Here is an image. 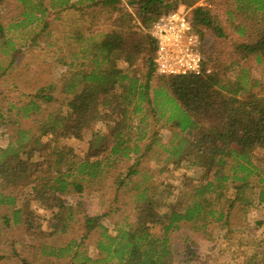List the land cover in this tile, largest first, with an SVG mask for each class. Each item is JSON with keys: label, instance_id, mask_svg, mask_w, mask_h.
Listing matches in <instances>:
<instances>
[{"label": "trees", "instance_id": "1", "mask_svg": "<svg viewBox=\"0 0 264 264\" xmlns=\"http://www.w3.org/2000/svg\"><path fill=\"white\" fill-rule=\"evenodd\" d=\"M17 1L23 9V18L9 23L6 30V25L0 22V38L5 37V31L19 26L28 27L34 21L46 25L48 10L100 5L116 17L112 24L114 28L101 34L100 38L87 40L82 37L85 41L82 58L86 61L82 62L81 70L72 71L62 78L68 109L50 112L30 128L20 125L13 131L14 138L8 146L0 148V206L16 204V192L23 180L34 184V192L44 195L48 191L56 194L72 189L81 192L85 184L100 189L107 180L108 169L129 160L132 163L124 174L127 177L140 174L141 170L135 167L141 162L137 157L138 141L144 136L135 137L138 132L134 129L136 127L138 131L140 126H134V116L143 111L145 101L154 104V115L166 116L168 121L174 122L170 126L169 144L163 147L165 163L195 167L202 173L200 178L189 177L179 189L180 196L170 203L166 199L173 190L158 192L155 184H147L151 176L142 174V180L135 185L138 191L135 203L139 204L135 206L134 222L121 226L113 234L102 222L101 215H85V235L99 232L96 245L99 254L94 258L85 250H76L64 264H171L169 233L178 228L181 221H204L205 226L209 222L225 224L237 205L247 211L264 203V95L250 91L257 82L248 81V71L244 67L240 81L236 83L221 77L228 66L218 69L217 64L210 65L211 59L206 60L204 34L197 27H210L217 36H225L209 8L195 6L199 0H128L134 12L125 7L122 0H50L49 5L45 0ZM180 2L193 7L192 17L189 11L188 17L202 41L203 71L200 75L159 74L160 83L153 87L152 80L157 72L154 62L156 41L150 28L160 15L177 9ZM245 2L249 7L264 12V0ZM37 36L38 33L31 39L36 40ZM1 47H4L0 48L4 53L14 49L12 39L6 38ZM237 49L242 60L253 55L261 62L264 58V23L257 39L243 42ZM118 62L125 66H119ZM136 64L145 67L144 73L139 68L138 73L133 70ZM243 93L248 96L240 97ZM40 100L52 102L55 96L46 88H40L19 107L21 112L18 115L27 118L31 113L37 114L41 109ZM147 118L149 114H143L140 122L145 123ZM95 122H103L104 129L93 132L92 149L85 158L68 160L54 144L50 153L56 157L54 162L51 158L47 160L48 156L45 158L56 171L40 182L38 175L33 177L42 163H36L34 168V164L23 155L32 157L40 146L39 151H44L49 142L43 143V137L52 134L57 138H83L85 131ZM37 130L39 132L35 135ZM195 130L196 135L192 137ZM32 144L38 147L30 151ZM102 153L106 155L99 157ZM122 173L116 178L119 187H123L127 179L122 177ZM164 207L167 210L162 212ZM21 210L14 209L15 222ZM5 221L8 224L10 219ZM68 225L63 230H67ZM160 226L163 230L161 236L154 232ZM80 244L74 240L66 246L43 245L41 249L45 255L64 258L68 251ZM257 256L254 254L249 264H258L254 259Z\"/></svg>", "mask_w": 264, "mask_h": 264}, {"label": "rangeland", "instance_id": "2", "mask_svg": "<svg viewBox=\"0 0 264 264\" xmlns=\"http://www.w3.org/2000/svg\"><path fill=\"white\" fill-rule=\"evenodd\" d=\"M122 1L125 7L134 12L128 0ZM245 1L247 0H199L195 6L209 8L217 24L224 30L225 36H217L210 27L198 26L197 29L204 34V50L206 60L211 59L210 65L217 64L218 69L228 66L225 73L221 74L222 78L237 83L244 67L248 71V81L257 82H253L255 85L251 86L250 91L264 95V58L258 62L253 55H249L242 60L237 49L241 43L257 39L264 23V12L249 7ZM45 2L49 5L50 0ZM178 5V8L183 7L189 11L192 17L193 7L182 2ZM241 6L242 9L239 8ZM22 10L17 0H0V22L6 25L5 30L9 28V23L18 22L23 18ZM115 17L100 5L83 8L79 5L62 10H48L46 25L34 21L28 27L19 26L5 31V37L0 38V48H4L1 43L6 38H11L14 49L10 48L6 53L0 50V148L8 146L20 125L30 128L37 121L46 118L48 113L68 109L62 78L72 71L81 70L82 62L86 61L82 58L85 44L82 37L87 40L91 37L100 38L101 34L114 28L115 25L112 24ZM36 33L37 39L32 40ZM118 65L125 66L120 62ZM137 68L142 69L144 73L145 67L141 64L133 67L136 73L139 71ZM154 76L153 87L160 83L157 78L159 73L156 72ZM43 87L55 96V100H40L41 109L37 114L31 113L27 118L18 115L21 112L19 107ZM241 96L246 97L248 94L243 93ZM163 99L166 97L163 96ZM166 101L171 103L170 100ZM143 107V111L134 116V126H140L138 131L136 127L134 129L138 132L135 137L144 136L138 141L140 149L137 157L141 162L135 167L139 168L141 173L131 177L124 174L127 172V166L132 163L129 160L125 164L111 166L107 172V180L100 189L85 184L81 192L72 189L56 194L48 191L44 195L34 192V184L23 180L16 192V204L0 206V264H64L72 258L70 255L76 250H85L86 254L95 258L99 254L96 248L99 232L85 235V215H101L104 225L115 234L121 226L134 222L135 206L139 204L135 203V194L138 192L135 185L142 180V174L151 176L147 184H155L158 192L173 190V194L168 195L166 199L168 203L180 196L179 189L183 188L189 177L200 178L202 173L195 167H176L172 162L165 163L162 158L165 154L163 147L169 144L172 134L170 126L174 122L168 121L166 116L154 115V104L145 101ZM143 114H149L145 123L140 122ZM180 115L182 116L181 113ZM102 129L103 122H95L85 131L83 138H57L52 134L43 137V143L49 142L44 151H39V148H42L40 146L32 157L23 155L34 164V168L36 163H42L40 170L33 177L38 175L40 182L46 177H51L56 171L47 161L51 158L54 162L56 158L50 156L54 144L58 150L63 151L68 160H80L91 152L93 132ZM38 132L37 130L34 134ZM196 132L197 130L193 131L191 136H195ZM33 147L37 148L38 145L32 144L28 150L31 151ZM103 155L106 153L99 157ZM45 156H48L47 160ZM121 173L122 177H127L123 187L118 186L119 181L116 179ZM15 208L22 209L17 222L13 218ZM166 208H161V211H166ZM6 218L10 219L8 224ZM66 224H69L67 230H63ZM154 232L159 236L163 234L161 226L156 227ZM74 240L81 242L80 246L68 251L64 258L45 255L41 249L43 245L66 246ZM168 244L171 264H249L254 254L258 255L254 258L258 264H264V203L250 207L247 211L237 205L231 211L229 222L225 224L209 222L205 226L204 221H181L179 227L169 233Z\"/></svg>", "mask_w": 264, "mask_h": 264}, {"label": "built area", "instance_id": "3", "mask_svg": "<svg viewBox=\"0 0 264 264\" xmlns=\"http://www.w3.org/2000/svg\"><path fill=\"white\" fill-rule=\"evenodd\" d=\"M150 33L156 41L154 62L157 73L166 76L202 73V41L185 8L179 7L160 15L152 24Z\"/></svg>", "mask_w": 264, "mask_h": 264}]
</instances>
